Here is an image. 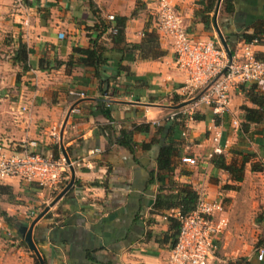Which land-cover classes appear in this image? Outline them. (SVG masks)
I'll use <instances>...</instances> for the list:
<instances>
[{
    "label": "crops",
    "instance_id": "1",
    "mask_svg": "<svg viewBox=\"0 0 264 264\" xmlns=\"http://www.w3.org/2000/svg\"><path fill=\"white\" fill-rule=\"evenodd\" d=\"M94 1L106 22H110L107 17L111 14L129 17L125 28L128 42H140L147 23L151 27L156 24V0ZM197 1L172 0L191 35L216 38L213 23L207 29L197 15ZM233 3L234 12L223 16L224 32L240 55L246 43L243 35L264 22V0ZM26 4L18 8L12 0H0V56L6 57H0V65L5 63L11 68L7 74L0 66V142L9 145L11 151L35 142V149L45 153L58 143L61 154L62 139L75 169L73 186L33 229L44 264H170L172 248L160 241L169 230V221L151 213L159 185L149 186L148 181L150 171L157 169L160 146L167 140L168 117L178 109L187 111L188 118L184 131L175 129V138L184 144L170 180L191 183L201 197L221 201V216L228 222L216 237V247L206 264H264V256L258 258V249L264 248V170L254 172L248 163L244 180L236 182L211 164L210 153L218 144L210 127L213 119L223 121L227 115H214L206 104L173 108L172 97L183 95L182 87L188 80L187 73L177 66L173 40L161 35L165 55L159 59L126 57L123 63L129 72L122 73L117 81L134 86L111 97L109 120L95 108L100 92L93 69L66 63L74 47H90L95 38L91 27L97 18L89 0H28ZM109 33L105 32L100 42L112 56L115 44ZM21 42L33 50L28 69L13 60ZM251 47L256 56H264L263 41ZM128 73L142 77V84L134 82ZM7 76L14 88H6ZM230 96L227 112L236 114L247 100L240 88L232 90ZM24 105L27 111L22 110ZM195 108L202 119L193 118ZM134 123H149L150 130L134 135L133 151L116 144L103 129L112 124L119 134ZM218 126L223 128L221 148L228 161L235 155L233 149L245 147L264 162L263 133L252 129L244 135L249 142L244 146L239 139L241 133L232 127L227 129L225 122ZM157 138L159 144L143 148V143ZM185 156L196 159V164L183 162ZM68 172L70 181V168ZM63 179L52 189L19 179L0 185V192L12 191L24 200L18 205L7 204L14 227L6 219L0 222V264H40L37 255L23 244L18 229L30 225L39 211L50 205Z\"/></svg>",
    "mask_w": 264,
    "mask_h": 264
},
{
    "label": "trees",
    "instance_id": "2",
    "mask_svg": "<svg viewBox=\"0 0 264 264\" xmlns=\"http://www.w3.org/2000/svg\"><path fill=\"white\" fill-rule=\"evenodd\" d=\"M197 3L200 5L197 15L201 17V20L205 23L207 29H211L213 23V16L211 14L215 11L217 0H198ZM89 5L93 14L97 18V22L91 27L95 32V38L91 39L90 47H74L73 53L66 63L68 66L81 65L93 69V75L98 81V90L100 92V99L95 105V108H97L96 111L103 112L109 117V120H112L108 108L111 104V97L117 96L123 92H128L130 87L134 86L133 83L122 85L117 81L122 73L129 72V67L123 63L126 57L128 55H133L141 60H155L163 57L165 51L161 46V34L155 26L151 27L150 23H147L142 40L140 42H128L125 36V28L129 17L115 16L113 20L107 18L110 22H106L102 19L98 5L95 1L89 0ZM234 9L233 0H223L218 16L219 26L222 28L233 55H235L234 43L229 35L224 32L225 25L223 16L231 15L234 12ZM134 14L135 13L133 12L132 15ZM113 29H115L116 32H113ZM107 31H110L108 36L112 38L115 44V47L112 49V52L114 53L112 56H108V53L111 50L104 47L103 43L100 42V38ZM243 38L246 42L245 44H251L255 41V43L261 41L264 42V22L260 24L257 23L254 31L252 33L244 34ZM32 51V48L28 47L26 43L21 42L14 53L13 60L16 63H19L23 68L28 69V58ZM257 58H264V56H257ZM127 75L129 78L134 79V82L142 84V77L133 76L130 73ZM241 91L245 95L247 101L240 106L243 123L242 131L240 132L242 134H240L239 139L241 142L243 140L247 142V138L244 135H247L253 130L263 133L264 138V84L253 83L245 85V87H242ZM172 100L174 101V105H178L181 103L182 98L180 95L176 94ZM179 110L180 109L175 110L176 115L173 119H169L170 122H167V140L162 146H160L156 160L157 169L150 171L148 181L149 186L152 184L159 185V190L151 209V213L161 215L162 217L167 215L168 219L166 220L169 221V230L165 232L160 241L168 242L171 248L175 246L178 240L181 225L180 221L173 214L171 215L170 212H172V210H179L182 214H188L196 208L197 202L201 197L191 183H177L170 180L175 166L179 161L177 158L179 148L184 144V141L175 138V129L178 127L184 131L186 129V119L188 118V114ZM96 111H92V113L96 114ZM192 116L197 120L203 118L199 113H194ZM103 129L108 133V137L116 144L125 146L133 151L136 145L134 135L140 132H148L150 130V124L134 123L132 128H123L119 134L116 133V128L112 124L104 126ZM159 133H162V129H159ZM159 142V138H157L153 139L151 142L143 143L142 146L143 148L150 149L153 144H159ZM246 144H249V142ZM243 145L245 146V144ZM51 148L54 156L60 157L59 144L56 143L52 145ZM233 150H235V155L231 161H228L226 153L221 152L213 154L210 158L211 164L225 172L229 178L236 182H242L244 180L248 163H251V170L254 172L264 170V162L261 159H257L258 155L256 152L245 147L235 148ZM66 176L68 177L64 178ZM62 179L61 189H57L54 196H57L69 183L68 169L63 173ZM4 217L10 226H15L13 220L14 217L7 215L6 213ZM23 244L26 247L28 246L24 240ZM259 247L261 246H258V248Z\"/></svg>",
    "mask_w": 264,
    "mask_h": 264
},
{
    "label": "built area",
    "instance_id": "3",
    "mask_svg": "<svg viewBox=\"0 0 264 264\" xmlns=\"http://www.w3.org/2000/svg\"><path fill=\"white\" fill-rule=\"evenodd\" d=\"M28 0H12L18 8L26 7ZM158 32L173 40L177 66L188 75L182 87V94H191L197 89L202 91L196 99H191L194 106L206 104L212 108L214 115H223L230 107L231 91L253 83L264 84V58H257L251 44H245L242 54H232L216 38H195L185 28L183 17L176 10L172 0H156L154 3ZM113 20L115 15L107 17ZM27 24V22L25 23ZM113 32H116L113 29ZM84 96V93H81ZM23 111L28 107L23 106ZM184 113H187L184 112ZM192 114V113H191ZM176 112L170 114L173 119ZM192 118V116H191ZM238 123V120H234ZM210 131L217 142L214 152L221 153L223 130L213 119ZM54 134L57 130L54 128ZM35 142L22 146L21 149L10 150V146L0 142V185L10 179H19L35 183L42 188H55L61 181L63 173L69 165L63 156L55 157L53 152H42L35 149ZM183 162L196 164V159L185 156ZM221 201H211L200 197L196 208L182 214L172 210L180 221L178 240L171 249L170 264H206L216 244L215 239L226 228L228 222L221 216ZM168 219L167 215L163 216ZM264 256V248L258 249V258Z\"/></svg>",
    "mask_w": 264,
    "mask_h": 264
},
{
    "label": "water",
    "instance_id": "4",
    "mask_svg": "<svg viewBox=\"0 0 264 264\" xmlns=\"http://www.w3.org/2000/svg\"><path fill=\"white\" fill-rule=\"evenodd\" d=\"M222 1L223 0H217V4L215 7V11H214V17H213V26H214L215 31L218 34V37L221 41V44L223 45V47L225 48V50L228 52L229 56L231 57L232 53H231L230 46L227 42V39L225 38V35H224L221 27L219 26V23H218V14L220 11ZM189 103H192V100L183 101V102L179 103L178 105L173 106V108H180V107L185 106ZM60 146H61L62 154L65 157V159L69 165V168L71 170V179H70L69 183L53 199V201L50 203V205H48L42 212H40L36 216V218L31 222L30 225H20V227L18 229L19 232L21 233V235L23 236L25 242L27 243L28 247L37 255V257L40 261V264H44V261H43L41 253H40V251H39V249H38V247L34 241V238H33L34 226L37 223V221L39 219H41L49 211L50 207L53 206L73 186L74 181H75V169H74L73 163L71 161V158L68 155V153H67V151L63 145L62 139L60 140Z\"/></svg>",
    "mask_w": 264,
    "mask_h": 264
},
{
    "label": "rangeland",
    "instance_id": "5",
    "mask_svg": "<svg viewBox=\"0 0 264 264\" xmlns=\"http://www.w3.org/2000/svg\"><path fill=\"white\" fill-rule=\"evenodd\" d=\"M220 9H221V7H220ZM212 16H214V12L212 13ZM184 21V20H183ZM184 24H185V21H184ZM215 31V30H214ZM215 34H216V36L218 37V34H217V32L215 31ZM219 38V37H218ZM1 57V59L3 60V58L5 59L6 57L5 56H0ZM1 68L8 74L10 71H11V68H10V66H8L7 64H2L1 63ZM4 80H5V83H6V88L8 89V88H14L15 86H11V82H10V79H9V76H7V77H5L4 78ZM14 82H16V81H13V83ZM19 82V81H18ZM5 83L3 84L2 83V85H5ZM11 83V84H10ZM242 87L243 86H241L240 87V89H242ZM245 87V86H244ZM201 91H202V88L201 89H197V90H195L193 93H191V94H183L182 96H181V98H182V101L181 102H183V101H187V100H191V99H196L198 96H199V94L201 93ZM174 97V96H173ZM173 97H172V99H173ZM194 105V104H193ZM198 106H200V105H198ZM198 106H196V107H198ZM197 108H195V111L193 112V114L194 113H200V112H197V110H196ZM222 115V114H221ZM223 115L224 116H226L225 118H223V121L221 120V118H219V119H216V122L220 125V124H224V122H225V125H226V127H227V129H229L230 127H232V129H234V130H236L237 132L236 133H240L241 131H242V123H243V118H242V113H241V111H238L236 114H231L230 112H224L223 113ZM234 118H236V119H238V123H235L234 122ZM233 125V126H232ZM234 127V128H233ZM222 128V127H221ZM223 129V128H222ZM210 132V131H209ZM208 132V130H207V132H206V134H208L209 133ZM236 133H235V135H236ZM242 134V133H241ZM209 136V135H208ZM239 138V137H238ZM238 141V140H237ZM247 141V140H246ZM242 142H244L243 144H245L246 146H247V142H245L244 140L242 141ZM234 157V156H233ZM42 188V187H41ZM18 197V195L16 194V193H14V192H12V191H6L5 193H2V192H0V222L2 221V220H4L5 219V217H4V215H5V213L7 214V215H11L12 213L8 210V206L9 205H7L8 203L10 204L11 202H12V204H14V205H18V204H20L21 202H24V200H22L21 198H17ZM54 197V196H53ZM55 198V197H54ZM53 198V199H54ZM18 203V204H17ZM47 206V205H46ZM37 209V208H36ZM44 209V208H43ZM42 210H40L39 212H41ZM1 227V226H0ZM1 229V228H0Z\"/></svg>",
    "mask_w": 264,
    "mask_h": 264
}]
</instances>
